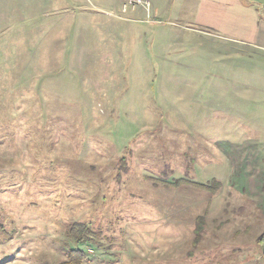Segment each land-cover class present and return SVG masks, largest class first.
<instances>
[{
    "label": "rangeland",
    "instance_id": "374dc122",
    "mask_svg": "<svg viewBox=\"0 0 264 264\" xmlns=\"http://www.w3.org/2000/svg\"><path fill=\"white\" fill-rule=\"evenodd\" d=\"M154 1L0 0V264H264L261 54L220 80Z\"/></svg>",
    "mask_w": 264,
    "mask_h": 264
},
{
    "label": "crops",
    "instance_id": "0c3cea01",
    "mask_svg": "<svg viewBox=\"0 0 264 264\" xmlns=\"http://www.w3.org/2000/svg\"><path fill=\"white\" fill-rule=\"evenodd\" d=\"M152 8L154 17L161 22L168 20L173 29L181 31L178 35L194 37L199 49L206 48L208 51L213 46L220 47L215 50L221 53L207 55L216 54V60L222 63L219 73L215 74L220 80H240L247 67L243 60V48L257 51L261 56L255 61L254 75L259 80L253 82L264 88V0H156ZM173 38L172 35L171 40ZM210 64V61L208 65L206 62L207 67ZM201 73L204 75L189 74L186 79L176 74L173 77L189 83L207 82L208 75L203 71Z\"/></svg>",
    "mask_w": 264,
    "mask_h": 264
},
{
    "label": "trees",
    "instance_id": "16d2710c",
    "mask_svg": "<svg viewBox=\"0 0 264 264\" xmlns=\"http://www.w3.org/2000/svg\"><path fill=\"white\" fill-rule=\"evenodd\" d=\"M218 185L219 184L215 185V187L219 188ZM202 186H204V185H202ZM206 187H208V186H206ZM209 187H211V186H209ZM88 232H89V229L83 223L75 224L69 229L70 237L73 240L77 241L78 243H84V242L88 241V238L86 237ZM259 242L260 243H264V233L260 237ZM69 253L71 255H74V261L71 262V264H81V263H83V261L85 259V252L83 250L72 248L69 251ZM63 264H65V262Z\"/></svg>",
    "mask_w": 264,
    "mask_h": 264
},
{
    "label": "built area",
    "instance_id": "2783aa9c",
    "mask_svg": "<svg viewBox=\"0 0 264 264\" xmlns=\"http://www.w3.org/2000/svg\"><path fill=\"white\" fill-rule=\"evenodd\" d=\"M139 2L141 1V0H138Z\"/></svg>",
    "mask_w": 264,
    "mask_h": 264
}]
</instances>
